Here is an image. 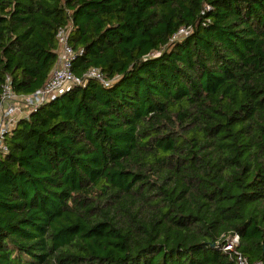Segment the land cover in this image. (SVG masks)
Here are the masks:
<instances>
[{"label": "trees", "instance_id": "trees-1", "mask_svg": "<svg viewBox=\"0 0 264 264\" xmlns=\"http://www.w3.org/2000/svg\"><path fill=\"white\" fill-rule=\"evenodd\" d=\"M70 25L73 72L0 151V264H264V0H0V98ZM186 30V34L180 32Z\"/></svg>", "mask_w": 264, "mask_h": 264}, {"label": "built area", "instance_id": "built-area-1", "mask_svg": "<svg viewBox=\"0 0 264 264\" xmlns=\"http://www.w3.org/2000/svg\"><path fill=\"white\" fill-rule=\"evenodd\" d=\"M71 30L70 25L59 28L56 35L60 45L58 62L48 81L42 87L30 94H17L9 82L4 86L0 98V151L6 152L8 150V146L5 143L7 132L17 124L21 116H27L31 109L63 93L74 85L82 84L84 77L96 78L106 85L109 84V81L99 68H90L83 78L73 72L72 61L75 51L69 44ZM180 32L183 33L186 30L181 29ZM226 240L227 242L224 244L223 250L234 254L238 264H262L260 262H249L246 256L237 251V246L239 245L238 234L229 235Z\"/></svg>", "mask_w": 264, "mask_h": 264}, {"label": "rangeland", "instance_id": "rangeland-1", "mask_svg": "<svg viewBox=\"0 0 264 264\" xmlns=\"http://www.w3.org/2000/svg\"><path fill=\"white\" fill-rule=\"evenodd\" d=\"M184 34H186V32H183V34H182V35H184Z\"/></svg>", "mask_w": 264, "mask_h": 264}]
</instances>
